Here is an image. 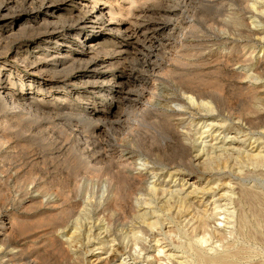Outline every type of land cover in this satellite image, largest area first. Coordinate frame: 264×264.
<instances>
[{"label":"bare ground","instance_id":"1","mask_svg":"<svg viewBox=\"0 0 264 264\" xmlns=\"http://www.w3.org/2000/svg\"><path fill=\"white\" fill-rule=\"evenodd\" d=\"M120 1L123 0H24L30 5L26 6L27 10H23L24 8L20 10L18 6V9L16 8L17 3L20 6L17 0H0V24L4 26L0 28V41L4 37L7 39L12 36L25 37L10 54L7 53V58L0 62L3 68L8 69V71L5 69L7 74L0 73V98L7 101L13 111L18 110L17 113L10 112L11 115L22 119L27 109L38 115L53 112L64 115L68 113L71 101L78 99L82 91L90 92L103 96L105 101L100 106L93 102L91 108L83 109V118H86V121L95 120L92 133L101 137L107 131V127H110L116 131L120 128V136L123 135L121 139L119 138V143L111 139L107 140L108 143H102L98 142V138V150L89 147V140L82 142L78 148V155L74 149L67 147L64 150L66 158L62 162L55 161L53 165V169L66 168V173L42 174L39 178L33 174L22 178L24 175L17 174L13 189L7 180L4 182L2 199L5 211L0 217V237L6 247L13 246V251L4 252L7 260H16V257H20L22 244H26L23 240L33 237L38 244L37 249L49 251L58 264H84L83 253L87 254L99 248L104 254L112 250L109 257L101 259L103 264L116 262L154 264L148 260L150 256H154L155 262L157 261L153 253H148L151 248L156 249L158 253L163 252L168 262L192 264L183 262L181 256L177 257L174 252L176 249L182 253L180 242L175 248L164 242L166 233L174 234L177 238L182 236V222L191 213L190 193H195V196L200 194V199H203L212 195L216 188L190 190L191 192L186 195H180V191L175 194L168 193L167 189L159 186L156 181H149L158 175L157 170L163 168L149 164L160 165L162 158L170 160V153L174 151L180 155L184 167L169 172V175L174 174L179 178L184 174V170L185 172L188 169L193 170L198 163L202 172L211 176L224 175L226 168L230 169L237 163L240 166L249 164L256 170L264 168V153L262 150L256 151L258 147H263L262 142L258 139L250 141V137H246L249 133L239 127L235 130V139L230 140L236 143L235 147L222 148L225 143L222 142L219 148L221 152L213 145L209 149L201 144L199 147L195 145L197 138L193 129L194 124H206L208 119L216 120V117L222 114L221 107L229 104L231 98L224 94V83L220 79L212 78L208 70L210 64L208 58L202 59L204 61L202 66L206 68L196 71L192 68L194 66L192 58L198 50L192 48L191 43L183 45L185 42L181 44L180 41H172L170 38L172 34L176 36V33L177 35L182 33V24H191L188 16L182 18L181 15L183 9L181 7L186 0H124L128 4L126 9L122 8ZM152 6H155L154 8L160 6L158 10L164 15L163 20L154 23L148 22V19L145 21L143 17L144 21L142 20L140 17L142 13L158 11L151 10ZM135 9L138 17L136 15L133 17L131 13ZM233 21L236 27H240L242 22L237 15ZM156 34L163 37L162 52L173 54L169 57L172 68L166 70L165 76L173 77L176 91L165 96L162 94V88L159 90L156 88L157 91L144 90L140 91L138 96H134L130 94L133 90L129 81L121 74H111L105 78L104 69L109 67L111 69L113 59L120 60L128 52V48L134 47L141 37L143 40H150ZM23 47L25 48L22 50ZM154 56H150V61H147L150 70L153 72L159 67L158 70L161 71L163 65L157 66L155 63L157 59L151 60V57L155 58ZM6 81L11 86L18 84L19 91L25 92L17 94L12 87L5 86ZM80 88H83L82 91ZM240 88L246 103L241 102L243 106L237 117L247 129L259 126V121L264 115L258 114L254 105L260 98L258 91L244 86ZM145 96L147 102L142 103L141 100ZM231 97L233 98V94ZM199 102L204 104L200 105ZM124 104L137 105L138 108L143 106L141 110L147 128L137 129V125L131 123L128 128L130 131L122 133L124 129L122 125L128 122L123 107L121 108ZM116 108L117 111H114ZM213 111L217 114H211ZM111 113L115 115L108 119ZM186 119L190 121L187 122ZM212 121L204 126L213 127ZM240 134L243 136L242 140H238ZM157 137H162L161 142L165 146L169 143L167 152H161L155 147L159 141ZM248 140L247 145H251L249 149L251 152L246 150L245 141ZM129 143L130 147L127 146ZM133 145L135 147L144 145L143 152L135 154ZM195 147L198 152L194 155L195 158L198 157L197 163H194L196 161L191 155ZM229 150L232 152L228 153ZM156 151L160 154H156ZM150 154L155 157L154 161H151ZM202 156L205 157L200 161ZM37 179L39 183L36 187ZM29 184L33 185L36 195L31 194ZM240 191L243 199H259V196L248 188H241ZM141 193L145 195L141 201L142 212L136 205L138 202L136 196ZM167 194L170 196L167 197ZM171 198H174L173 202L170 201ZM253 213L256 219L262 217L258 210ZM84 215L89 219L87 223L79 220V217ZM232 216L229 210L224 208L221 211L220 206L216 204L208 214L197 216L195 233L190 238L191 242L195 243L196 262L231 264L230 261H226L229 253L211 255L203 245L208 241L207 228L210 222H213L216 228L221 223H230ZM240 220L241 222L243 220L241 215L239 222ZM130 221L136 223L131 227V237L120 230ZM164 222L171 226L162 234L161 226ZM63 231H66L64 239L59 236ZM103 233L108 236H103ZM150 236L153 237L151 239L153 244L146 239ZM31 255L23 258L21 262L36 264V259L31 258ZM99 257L96 256L95 260L100 259ZM129 260L131 262H128Z\"/></svg>","mask_w":264,"mask_h":264},{"label":"rangeland","instance_id":"2","mask_svg":"<svg viewBox=\"0 0 264 264\" xmlns=\"http://www.w3.org/2000/svg\"><path fill=\"white\" fill-rule=\"evenodd\" d=\"M17 1L20 4L19 6L16 2L17 9L18 7L20 10L23 8V10L28 9L30 5L28 2H24V0H22L23 2H21V0ZM120 3L122 8H127L128 4L126 1L124 2L123 0L120 1ZM154 7L155 6L150 7L151 10L157 11L160 6H156L157 8ZM181 8H183L181 11V15H183L182 18L189 17L188 20H190L189 22L191 24H182V33L179 35L176 33V36L172 34L170 37L171 40L180 41L181 44L185 42L183 45L191 43L190 46L198 50V53L192 58L194 65L192 68L196 69V71H201L203 68H206L202 65L204 58H208L210 61L208 70L212 78L220 79L224 83V94L231 98V102L225 105L226 108L221 107V116H217L216 120L212 121V119H208L206 121V124L212 121V124H214L213 127L204 126L206 124L202 123L194 124L193 129L196 132L195 138H197L195 142L196 147H199V144H201L204 145L206 149H209V147L213 145V147L217 148V151H220L221 149L219 148L223 144L222 142H225L222 148L227 149L235 147L236 143H232L230 140L235 139V130L239 127L249 133L246 137H250V141L258 139L262 142L261 146L263 147H258L256 151L262 150V153H264V118L259 121V126L247 129V126L237 117V113L243 106L242 104L244 102L246 103L245 96L241 94L243 91L240 87L242 86L252 89L255 88V91H258L260 98L254 105L259 112L258 114L264 115V0H186V3H184V6ZM131 13H133V17L134 15L137 16L136 9L132 10ZM159 13H161V10L157 12L148 11L142 13L143 15L140 17H143L145 21L148 19V22H159V20H163L164 18V15L161 13L159 16ZM236 15L241 19L242 23L240 27H236L234 24L233 20ZM0 28H4L2 23L0 24ZM156 35H153V39L150 40H143L141 37L142 39L140 38L134 47L128 48V52L121 57V61L113 59L114 61H111L113 67L111 66V69L110 67L104 69L106 74L105 78L110 77L111 74H121L122 77L129 81L130 88L133 90L130 94L134 96H138L140 91L147 90L152 92V90L154 91L156 88L157 90L162 88V94L165 96H169L176 91L177 87L174 79H172L173 77L168 78L165 76L166 70L172 68V63L169 61V57H171L172 53L168 54L162 52L161 44L163 42V37L160 34ZM21 37L22 36H12L8 39L4 37L6 40L2 38L0 41V62L7 58V53L10 54V51L25 39L24 36ZM141 42L142 44H140ZM24 48L25 47H23L22 50ZM149 55H155V58L151 57V60L154 59L155 61V59H157L155 62L157 66L159 64L163 65L162 72L158 70L159 67L156 68L157 70L155 69V71L151 72L148 64L150 61ZM147 56L149 57L147 58ZM8 63H11V61H8ZM5 69L8 71V69L3 68V65L0 63L1 74L8 73ZM12 74L14 75V73ZM5 86L12 87L17 94L25 92L19 91L17 87L18 84L11 86V84L6 81ZM82 89L83 88H80L81 91ZM227 91H229V93ZM232 94L233 98L231 97ZM103 98L104 97L101 95H93V93H84L82 91L78 99H73L71 101L72 104H70L69 109H67L68 113L64 115L59 112L60 115L56 112L38 115L27 109V112L23 113L22 119H17L15 118L16 116L11 115L10 112L17 113L18 110L15 109L13 111V109L10 108V104L3 98H0V217L5 211L2 199V185L6 180L11 189H13L16 184L14 182L18 175H24L22 176V178H24L33 174L39 178L42 174L66 173V168L53 169V165L56 162H62V160L66 158L64 150L67 147L74 149L75 154L78 155L80 143L85 141L88 142V140L89 147H92L94 150H98V142L108 143L111 140L120 142V137L123 136H120V128H117L118 131H116L115 128L110 129V127H107V131L104 132V135L97 137V135L92 133L95 120L93 119L88 122L86 118H83L84 107H86V109L91 108L93 102L97 106H100L105 102ZM82 100L83 102H81ZM141 102H147V97L145 96ZM199 104L202 105L204 102H199ZM194 106L196 107V105ZM231 106L233 107L232 109ZM121 108L125 113L126 120H128L127 123L125 122L123 124L124 126L122 125V128H124L122 129V133H128L130 131L128 128L131 126V123H135L134 125H137V129L147 128L145 127L146 120L144 118V113L141 110L143 106L138 108L137 105L124 104ZM117 109L118 108L114 111H117ZM211 114L215 115L217 113L213 111ZM114 115L113 113L109 114L108 119L113 118ZM186 120L187 122L190 121V119ZM201 132L203 133L199 135ZM239 136L241 139L238 138V140H242L243 136H241V134ZM161 138L162 137H157V141H159L155 144V147H158L161 152H167L166 149L169 143L165 146L161 142ZM249 140L245 141V146L247 148L246 150L251 152L249 150L251 145H247ZM127 146L130 147L131 144L129 143ZM196 147L191 151V155L193 156L198 153L196 152ZM132 148L135 154H141L144 145H139L138 147L133 145ZM253 149H255V147L252 148V150ZM231 152L232 150H229L228 153ZM158 153L160 154V152L156 151V154ZM170 155V160L162 158L159 163L160 165H156L157 163L149 164V166L163 168V170H157L158 175L149 179V181H156L159 186L161 185L164 189H167L168 193L175 194L177 191H180V195H186V193L191 192L190 190L193 191L201 188L209 189L214 187L216 189L212 195L208 198L203 197V199H200V194L195 196V193H190L189 199L190 202H192V206L190 207L191 213L188 214L187 218L182 222V236L177 238L174 234L166 233V240H164V242L170 243L169 245L172 248H175L180 242L182 245V253H180L181 250L175 249L174 252L177 257L180 258L181 256L183 262L186 263L192 262V264H202V262L195 261V243L193 241L191 242L190 238L195 233L194 226L197 216L203 213L208 214L213 205L216 204L220 206L221 211L226 208L233 216L230 223H221L220 226L216 228H214V223L210 222V226L207 228L209 233L208 241L203 245L205 249H208L207 253L214 255L216 253L220 254L227 252L229 253V257L226 258V261H230L231 264H264V168H262V170H256L249 164L240 166L239 163H237L238 165L235 163L236 165L233 167L231 166L230 169H225L224 175L215 174L211 176L208 173H203L200 167L201 165L198 163L195 169H188L186 172L184 170V174L179 178L178 176H174V174L169 175V172H175L177 169L183 168L184 164L181 163L179 154L177 155L173 151ZM204 157L205 156H202L200 161ZM154 159L155 157H153L152 154L151 161H154ZM193 159L196 161L198 157L195 158L194 156ZM197 162L198 161L194 163ZM38 183L39 179L36 181V187ZM28 186L29 190H31V194L36 195L37 192L33 191V185L29 184ZM180 188H182V190H179ZM241 188H248L254 191V193L259 196V199H243L241 197ZM169 196L170 195L167 194V197ZM144 197L145 195H142V193L136 196L138 201L136 205L140 212L143 211L141 209L143 206H141V201ZM173 200L174 198L170 199L171 202H173ZM9 209H11V207H9ZM255 210L260 211L262 217L256 219L253 213ZM239 215L243 217L242 222L241 220L239 222ZM73 219H75V217ZM79 220H81L82 223H87L89 221L87 215L81 218L79 217ZM134 222L135 221H130L124 225L122 229L119 228L121 233L131 237V227L132 225H136ZM170 226L171 224L164 222L161 226L162 234L167 232ZM104 235L106 237L108 236L103 233V236ZM59 236L63 239L66 238V231L59 233ZM152 238L151 236L146 238L150 244H153ZM25 239L23 243L26 244H22V254L18 257L20 259L16 257V260H7L4 256V252L5 250L13 251V246L9 245L6 247L0 237V264H24L21 262L22 259L31 254H34V256L31 255V258L36 259V264H58L49 251H39L37 249L38 244L33 237ZM119 241L121 242V239H119ZM125 242L126 240L124 244ZM26 245H28V247ZM111 248H113V246ZM165 249H167V247ZM111 252H106L104 254L99 248L93 252L89 251L87 254L83 253L84 264H103L101 259L109 257ZM148 253H153V255H155L156 262L154 256L148 258V260L154 262V264H174L172 261L168 262V260H165L167 258H165L163 252L158 253L156 249L153 250V248H151ZM96 256H100V259L95 260ZM128 262H131V260ZM115 264H117V262Z\"/></svg>","mask_w":264,"mask_h":264}]
</instances>
